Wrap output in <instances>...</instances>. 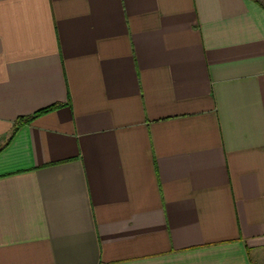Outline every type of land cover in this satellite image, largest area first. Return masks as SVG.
Listing matches in <instances>:
<instances>
[{
    "label": "crops",
    "instance_id": "0c3cea01",
    "mask_svg": "<svg viewBox=\"0 0 264 264\" xmlns=\"http://www.w3.org/2000/svg\"><path fill=\"white\" fill-rule=\"evenodd\" d=\"M0 264H264L256 0H0Z\"/></svg>",
    "mask_w": 264,
    "mask_h": 264
},
{
    "label": "trees",
    "instance_id": "16d2710c",
    "mask_svg": "<svg viewBox=\"0 0 264 264\" xmlns=\"http://www.w3.org/2000/svg\"><path fill=\"white\" fill-rule=\"evenodd\" d=\"M60 105H53L47 108H44L36 113H34L33 115H29V116H23V117H19L15 124H14V129L12 132V136L25 124L31 123L34 119H36L38 116L50 112L52 110H55L56 108H58Z\"/></svg>",
    "mask_w": 264,
    "mask_h": 264
},
{
    "label": "rangeland",
    "instance_id": "374dc122",
    "mask_svg": "<svg viewBox=\"0 0 264 264\" xmlns=\"http://www.w3.org/2000/svg\"><path fill=\"white\" fill-rule=\"evenodd\" d=\"M260 5L261 7L264 9V0H256Z\"/></svg>",
    "mask_w": 264,
    "mask_h": 264
}]
</instances>
